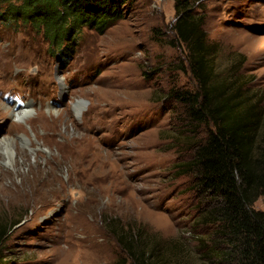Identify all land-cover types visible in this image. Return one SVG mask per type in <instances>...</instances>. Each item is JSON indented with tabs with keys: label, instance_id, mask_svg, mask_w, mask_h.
<instances>
[{
	"label": "rangeland",
	"instance_id": "obj_1",
	"mask_svg": "<svg viewBox=\"0 0 264 264\" xmlns=\"http://www.w3.org/2000/svg\"><path fill=\"white\" fill-rule=\"evenodd\" d=\"M175 2L132 0L105 32L84 28L67 56L37 27L0 16V264H114L123 253L114 219L145 226L167 264H226L204 255L224 241L216 226H198L193 177L178 166L208 128L167 97L196 87L172 30ZM198 4L218 73L257 106L251 157L262 161L264 0ZM6 104L34 108L29 123Z\"/></svg>",
	"mask_w": 264,
	"mask_h": 264
},
{
	"label": "trees",
	"instance_id": "obj_2",
	"mask_svg": "<svg viewBox=\"0 0 264 264\" xmlns=\"http://www.w3.org/2000/svg\"><path fill=\"white\" fill-rule=\"evenodd\" d=\"M200 0H176L175 39L187 51L194 89L174 86L167 97L185 110L191 123L208 128L191 159L178 164L193 177L197 196L198 226H216L224 241L204 254L221 263L264 264V159L253 160L252 123L257 106L248 90L236 89L217 68L215 46L199 12ZM132 0H0L3 20L23 21L43 32L62 55L74 52L84 28L105 32L108 25L126 17ZM19 220L15 221V224ZM111 229L123 253L114 264H167L159 255L161 242L145 226L123 224L114 219ZM0 222V243L7 234ZM226 247V248H225ZM0 252V260L1 258Z\"/></svg>",
	"mask_w": 264,
	"mask_h": 264
},
{
	"label": "bare ground",
	"instance_id": "obj_3",
	"mask_svg": "<svg viewBox=\"0 0 264 264\" xmlns=\"http://www.w3.org/2000/svg\"><path fill=\"white\" fill-rule=\"evenodd\" d=\"M5 106L8 109V111H11L10 115L15 120H18V121H21V122H25L27 124L29 123L28 119L31 117V115L33 114V111H34V108L32 110L23 109V110H16L15 111V110H13L12 106L9 107V105H7V104ZM74 108H75V111H76L77 115L80 116L83 113V111L85 109V106L83 104L82 99H78L77 101L74 102ZM5 138H7V137H5ZM22 141H23L24 145L29 146L32 150L34 149V146L31 144V141H32L31 136H29V135H27L25 133L22 134ZM9 149L16 153V149L13 147V145H10Z\"/></svg>",
	"mask_w": 264,
	"mask_h": 264
}]
</instances>
